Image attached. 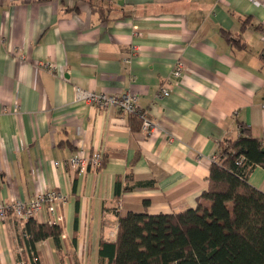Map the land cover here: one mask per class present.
<instances>
[{
    "label": "crops",
    "instance_id": "1",
    "mask_svg": "<svg viewBox=\"0 0 264 264\" xmlns=\"http://www.w3.org/2000/svg\"><path fill=\"white\" fill-rule=\"evenodd\" d=\"M263 55L264 0H0V203L46 190L67 197L60 248L48 238L30 254L23 225L0 219V264L34 255L99 264L118 216L195 208L219 144L240 137L239 124L264 142ZM177 61L184 70L174 79ZM75 87L136 95L154 128L145 134L115 108L75 103ZM94 151L104 156L99 170L66 165ZM246 180L264 193L263 168ZM116 182L132 190L116 196ZM54 218L43 209L34 220Z\"/></svg>",
    "mask_w": 264,
    "mask_h": 264
},
{
    "label": "trees",
    "instance_id": "2",
    "mask_svg": "<svg viewBox=\"0 0 264 264\" xmlns=\"http://www.w3.org/2000/svg\"><path fill=\"white\" fill-rule=\"evenodd\" d=\"M261 60L264 65V55ZM239 129L240 137L219 144L208 187L195 208L169 215L118 216L115 240L100 242L99 264H264V193L246 180L251 169H264V142L247 125L239 124ZM142 186L147 183L137 185ZM131 190L115 184L116 196ZM23 231L29 236L24 241L30 254L48 238L60 248L58 225L29 218Z\"/></svg>",
    "mask_w": 264,
    "mask_h": 264
},
{
    "label": "built area",
    "instance_id": "3",
    "mask_svg": "<svg viewBox=\"0 0 264 264\" xmlns=\"http://www.w3.org/2000/svg\"><path fill=\"white\" fill-rule=\"evenodd\" d=\"M42 67L48 71L54 72L56 69L55 64H42ZM184 70V63L177 61L171 71V77L178 79L181 77ZM171 80L164 81L159 90L160 94L164 97H168L169 86ZM74 102L84 103L90 106L97 107L99 109L115 108L126 116L136 117L140 121V130L143 133H150L154 128L151 120L148 118V114L141 110L138 105V99L136 95L129 92H117L113 94L108 93H96L94 91L85 90L80 87L74 88ZM264 108V106H263ZM104 156L100 151H94L86 153L85 155L80 153L72 155L66 160V165L77 171L78 173H86L88 171H97L103 162ZM216 160V156L213 157ZM67 197L54 190H46L42 193H38L34 199L30 202H24L21 199H15L10 204L0 203V219H4L7 214H12L15 220L24 226L29 218H34L43 209L54 216L51 224L58 225L62 222L63 217L58 213L59 208L66 202ZM22 238L28 239L29 236L22 231ZM33 264L38 263L37 259L33 260Z\"/></svg>",
    "mask_w": 264,
    "mask_h": 264
},
{
    "label": "rangeland",
    "instance_id": "4",
    "mask_svg": "<svg viewBox=\"0 0 264 264\" xmlns=\"http://www.w3.org/2000/svg\"><path fill=\"white\" fill-rule=\"evenodd\" d=\"M33 260H36L35 255L32 257V263L31 264H33Z\"/></svg>",
    "mask_w": 264,
    "mask_h": 264
}]
</instances>
